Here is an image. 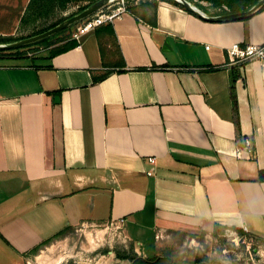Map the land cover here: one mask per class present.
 <instances>
[{
	"label": "crops",
	"instance_id": "obj_1",
	"mask_svg": "<svg viewBox=\"0 0 264 264\" xmlns=\"http://www.w3.org/2000/svg\"><path fill=\"white\" fill-rule=\"evenodd\" d=\"M29 1L0 0V36L21 32ZM189 1L204 15L143 0L80 39L0 56V239L22 259L121 218L150 250L219 227L264 237V65L233 82L227 56L264 42V7L218 18L228 6Z\"/></svg>",
	"mask_w": 264,
	"mask_h": 264
},
{
	"label": "rangeland",
	"instance_id": "obj_2",
	"mask_svg": "<svg viewBox=\"0 0 264 264\" xmlns=\"http://www.w3.org/2000/svg\"><path fill=\"white\" fill-rule=\"evenodd\" d=\"M84 3L70 2L65 9L56 10L48 18L24 25L17 37H27L62 17L77 13ZM76 24L65 32L51 34V40L57 41L53 45L59 47ZM43 46L37 47L40 49ZM83 228L68 233V238L64 236L65 233L54 237L35 252L25 254L23 259L0 239V264H112L117 261L130 264L129 259L117 256L118 251H134L146 257L167 254L175 264H198L203 261L210 264H264V237L246 232L222 229L216 235L195 238L192 234L175 235L162 239L158 248L150 250V243L154 242L150 235H146L142 243H139L137 239L131 242L122 229L111 223L91 230L85 226Z\"/></svg>",
	"mask_w": 264,
	"mask_h": 264
},
{
	"label": "trees",
	"instance_id": "obj_3",
	"mask_svg": "<svg viewBox=\"0 0 264 264\" xmlns=\"http://www.w3.org/2000/svg\"><path fill=\"white\" fill-rule=\"evenodd\" d=\"M73 1H84L86 3H84L83 5H81L80 7V11H82L83 9L87 8L89 5L95 3L98 0H30L29 4L26 8V11L22 17V27L24 25H27L29 23H36L38 20L40 19H44V18H48L49 16H51L53 13H55L56 10H63L67 7V5L70 2ZM184 8H186L187 10L197 13L194 10H192L191 8L181 4L180 2L176 1V0H170ZM212 2L213 4L217 5V6H223L226 5L228 6L227 8L229 9V11L231 12H239V11H247L250 8H252L257 2H259L260 0H207ZM143 3V0H139L138 2H132L128 5V11H132L133 8L136 5H140ZM264 6H262L261 8H263ZM260 8V9H261ZM77 12V13H78ZM75 14V13H73ZM71 14V15H73ZM69 15V16H71ZM62 17L60 19H58L57 21L53 22L51 25L49 26H45L39 30L34 31L33 33L29 34V36L41 33L43 31L48 30L49 28L57 25L58 23H60L61 21H63L64 19H66L67 17ZM76 24L73 23L71 25H69L68 27L60 30L57 32V34L65 32L66 30H68L72 25ZM25 36L22 37H17L14 35L11 36H0V43H10L13 41H16L18 39L24 38ZM28 37V35H27ZM65 38V37H64ZM60 40V39H59ZM55 42L57 41H52L51 40V35L46 36L44 38L38 39L36 41L33 42H29L26 43L24 45H20V46H15L12 48H7V49H0V56H11V57H23L24 55L28 54L30 51H35L38 50L39 48L37 46L39 45H44L43 47H50L52 46ZM75 42H70L69 44H66L65 47L57 49V50H62L65 48H69V46L74 45ZM244 67V65H240V64H236V65H232L231 67V73H232V79L233 82L237 81L239 78L243 79V73H242V68ZM103 78V77H101ZM260 177L262 179H264V172L261 171V175ZM222 229H224V227H219L218 229H215V231L213 232L215 235L218 234ZM238 232L240 233H245L243 230L241 229H237ZM66 231H61L60 233H58L56 236L62 235L63 233H65ZM55 236V237H56ZM53 239V238H52ZM51 239H48L46 241H44L43 243H41L40 245L34 247L30 252H35L36 250H38L42 245H44L45 243H47L48 241H50ZM117 256L121 259H129L131 261L130 264H175L173 262V258L170 255H155L152 257H146L143 255H140L134 251L132 252H121L118 251L117 252ZM112 264H124L120 261L114 262ZM198 264H210L207 261H203L200 262Z\"/></svg>",
	"mask_w": 264,
	"mask_h": 264
},
{
	"label": "built area",
	"instance_id": "obj_4",
	"mask_svg": "<svg viewBox=\"0 0 264 264\" xmlns=\"http://www.w3.org/2000/svg\"><path fill=\"white\" fill-rule=\"evenodd\" d=\"M138 1L139 0H108L100 9L79 20L75 26V30L72 32V36L80 39L83 35L95 30L99 25L111 22L115 18L126 13L128 11V5ZM227 56L229 65H245L252 61H259L264 65V42L241 43L235 41L227 47ZM244 149L247 151L253 150V141L251 137L244 138L243 147L237 150L236 155L238 157H243ZM152 160L154 161L155 158ZM124 221L125 219L121 218L116 223L111 224L123 230Z\"/></svg>",
	"mask_w": 264,
	"mask_h": 264
},
{
	"label": "water",
	"instance_id": "obj_5",
	"mask_svg": "<svg viewBox=\"0 0 264 264\" xmlns=\"http://www.w3.org/2000/svg\"><path fill=\"white\" fill-rule=\"evenodd\" d=\"M176 1L180 2L181 4H183L189 8H191L195 12L204 15L202 10L197 5L193 4L191 1H189V0H176ZM107 2H108V0H98L95 3L89 5L87 8L83 9L82 11L67 17L66 19H64L63 21L58 23L57 25H55V26H53V27L49 28L48 30L43 31L41 33H38V34H35L32 36H28V37H24V38L18 39L16 41H13L10 43H0V49H7V48L15 47V46L24 45L26 43L33 42V41H36L38 39L49 36L51 34H54V33L58 32L64 28L68 27L71 24L78 22L79 20L85 18L86 16L90 15L91 13L97 11L103 5H105ZM263 5H264V0H260L252 8H250L247 11L227 13V14H224L222 16H219L218 18H233V17L244 16V15L252 12L253 10L260 8Z\"/></svg>",
	"mask_w": 264,
	"mask_h": 264
}]
</instances>
